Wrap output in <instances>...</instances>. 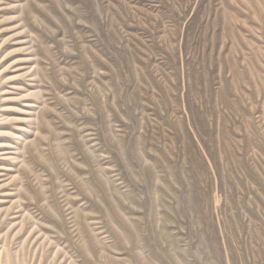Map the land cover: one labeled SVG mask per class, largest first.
I'll return each mask as SVG.
<instances>
[{
  "label": "rangeland",
  "instance_id": "obj_1",
  "mask_svg": "<svg viewBox=\"0 0 264 264\" xmlns=\"http://www.w3.org/2000/svg\"><path fill=\"white\" fill-rule=\"evenodd\" d=\"M0 264H264V0H0Z\"/></svg>",
  "mask_w": 264,
  "mask_h": 264
}]
</instances>
